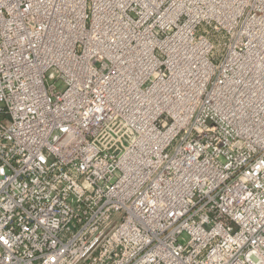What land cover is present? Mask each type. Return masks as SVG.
<instances>
[{
  "label": "built area",
  "instance_id": "obj_1",
  "mask_svg": "<svg viewBox=\"0 0 264 264\" xmlns=\"http://www.w3.org/2000/svg\"><path fill=\"white\" fill-rule=\"evenodd\" d=\"M0 264H264V0H0Z\"/></svg>",
  "mask_w": 264,
  "mask_h": 264
}]
</instances>
